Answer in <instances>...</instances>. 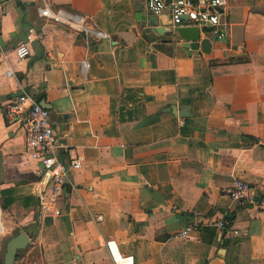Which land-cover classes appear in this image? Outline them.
I'll return each instance as SVG.
<instances>
[{"label": "crops", "instance_id": "obj_1", "mask_svg": "<svg viewBox=\"0 0 264 264\" xmlns=\"http://www.w3.org/2000/svg\"><path fill=\"white\" fill-rule=\"evenodd\" d=\"M227 3L201 53L169 10L152 32L147 0H0V217L35 214L41 264H264V0ZM22 89L51 107L60 159L84 161L60 216L41 213L40 163L6 113ZM238 179L254 204L225 193Z\"/></svg>", "mask_w": 264, "mask_h": 264}, {"label": "built area", "instance_id": "obj_2", "mask_svg": "<svg viewBox=\"0 0 264 264\" xmlns=\"http://www.w3.org/2000/svg\"><path fill=\"white\" fill-rule=\"evenodd\" d=\"M147 1L150 11L156 16L163 15L169 10L174 26L182 25L185 22L184 17L187 16L189 17V20L186 21L188 26L199 28L207 25L215 27L224 25L219 9L225 8L228 4L227 0H208L207 7L202 10L200 0H181L171 4H168L166 0ZM41 15L61 21L64 14L62 11L54 13L47 7L41 9ZM215 33L220 38L225 36V33L220 29H215ZM15 52L18 58H27L31 53L28 41L17 45ZM6 74L12 76L14 72L9 69ZM6 113L10 120L23 122L27 133L28 152L32 159L40 163V168L36 172L34 189L39 199L41 213L60 216L62 209L58 205L59 197L67 186L75 188L71 173L83 167V159L75 158L70 164H66L60 159V144L51 122L50 110L43 107L27 90L22 89L16 97L8 102ZM225 193L241 205H250L255 202L254 188L242 179L236 180L233 186L226 188ZM216 226L225 230L227 222L224 219L219 220ZM198 229V224H190L182 229L179 235L187 237ZM235 232L237 233V231ZM116 264L120 263L116 262Z\"/></svg>", "mask_w": 264, "mask_h": 264}, {"label": "rangeland", "instance_id": "obj_3", "mask_svg": "<svg viewBox=\"0 0 264 264\" xmlns=\"http://www.w3.org/2000/svg\"><path fill=\"white\" fill-rule=\"evenodd\" d=\"M9 216L11 218L6 221V213L1 214L4 231L0 230V264H4L8 241L22 229H26V232H29L32 243L35 242V244L34 246L29 244L25 250H21V255L16 258L14 264H41V250L37 244L36 235L38 224L35 214L33 212H24L18 206H15L9 211Z\"/></svg>", "mask_w": 264, "mask_h": 264}, {"label": "water", "instance_id": "obj_4", "mask_svg": "<svg viewBox=\"0 0 264 264\" xmlns=\"http://www.w3.org/2000/svg\"><path fill=\"white\" fill-rule=\"evenodd\" d=\"M181 1V0H177ZM168 4H171L173 0H166ZM185 21L189 20V17H184ZM151 25L153 26L152 32L157 35L162 34V30H164L159 25V19L157 16L153 15L149 18ZM169 31H174L178 34L180 38H182L186 43L185 45L190 46L193 49H201V53H210L212 48V43L209 39H201L200 32L201 29L197 26H176L174 28H170ZM41 105L47 109H51V107L43 101ZM181 116H184L183 113H180ZM32 239L30 235L24 231L20 230L18 234L13 236L7 243L6 252H5V261L4 264H14L17 258L18 253L26 249L28 245L31 243Z\"/></svg>", "mask_w": 264, "mask_h": 264}, {"label": "trees", "instance_id": "obj_5", "mask_svg": "<svg viewBox=\"0 0 264 264\" xmlns=\"http://www.w3.org/2000/svg\"><path fill=\"white\" fill-rule=\"evenodd\" d=\"M37 101H39L38 99H37ZM40 102V101H39ZM3 194L5 195V194H7V191H3ZM32 203V205H35L36 204V200H35V198L34 197H30L29 198V203ZM11 204V203H10ZM7 206H10L9 205V203H4V209L7 207ZM21 255V252L20 253H18V255H17V257H19Z\"/></svg>", "mask_w": 264, "mask_h": 264}, {"label": "bare ground", "instance_id": "obj_6", "mask_svg": "<svg viewBox=\"0 0 264 264\" xmlns=\"http://www.w3.org/2000/svg\"><path fill=\"white\" fill-rule=\"evenodd\" d=\"M0 220H1V217H0ZM1 222H2V221H0V230L2 231V230H4V228H3V225H2Z\"/></svg>", "mask_w": 264, "mask_h": 264}]
</instances>
